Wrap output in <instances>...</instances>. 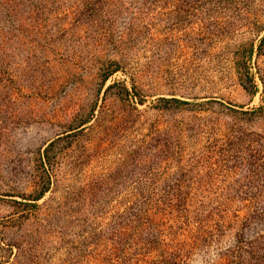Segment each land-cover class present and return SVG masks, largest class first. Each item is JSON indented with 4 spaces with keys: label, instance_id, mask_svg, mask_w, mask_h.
I'll return each mask as SVG.
<instances>
[{
    "label": "rangeland",
    "instance_id": "1",
    "mask_svg": "<svg viewBox=\"0 0 264 264\" xmlns=\"http://www.w3.org/2000/svg\"><path fill=\"white\" fill-rule=\"evenodd\" d=\"M262 210L264 0H0V264L235 262Z\"/></svg>",
    "mask_w": 264,
    "mask_h": 264
},
{
    "label": "trees",
    "instance_id": "2",
    "mask_svg": "<svg viewBox=\"0 0 264 264\" xmlns=\"http://www.w3.org/2000/svg\"><path fill=\"white\" fill-rule=\"evenodd\" d=\"M261 110H263V108L260 107L254 111L260 112ZM262 212H264V210H262ZM259 216H264V213H263V215L259 214ZM251 243H253V242H251ZM249 247H253V244H249ZM245 253L251 254V256L250 257H243L242 254H240V252L236 251V252H234V254H232V256L236 259L235 262L233 260H231V258L229 256H226L223 258L224 261L220 262L219 264H264V245L261 247L257 245V250L255 248L254 251L253 250L252 251H246ZM174 264H178V261L175 262Z\"/></svg>",
    "mask_w": 264,
    "mask_h": 264
}]
</instances>
